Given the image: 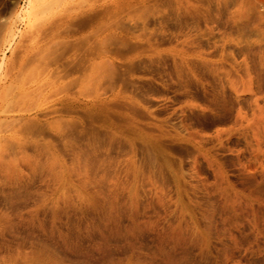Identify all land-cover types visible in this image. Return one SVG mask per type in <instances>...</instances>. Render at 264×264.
Here are the masks:
<instances>
[{
	"label": "rangeland",
	"instance_id": "1",
	"mask_svg": "<svg viewBox=\"0 0 264 264\" xmlns=\"http://www.w3.org/2000/svg\"><path fill=\"white\" fill-rule=\"evenodd\" d=\"M62 98L80 108L47 120L68 139L38 138L57 154L16 150ZM57 186L61 229L43 208ZM11 203L24 217L0 244L46 239L64 264H264V0H0Z\"/></svg>",
	"mask_w": 264,
	"mask_h": 264
},
{
	"label": "bare ground",
	"instance_id": "2",
	"mask_svg": "<svg viewBox=\"0 0 264 264\" xmlns=\"http://www.w3.org/2000/svg\"><path fill=\"white\" fill-rule=\"evenodd\" d=\"M54 102V101H53ZM54 104L58 107L54 106H46L38 109V113L45 119H40L37 114H34L31 117L32 121H36L39 123L37 132L38 135L34 138L29 139L31 142L25 143L24 139L16 140V150L26 149V147L30 146V149L41 155L44 150L49 151V153L54 157L57 154V145L52 144L51 142H45L44 144H40L38 142L39 135H42L44 132V126H46L52 133L56 135L59 140L68 139L67 128H70L72 123L69 122L61 127L60 125L53 128L51 123L47 120V116H52V118H62L63 113L73 112V110L80 108V106L76 102H72L70 99H59L55 100ZM91 108V107H90ZM92 110V108H91ZM94 111V110H93ZM43 113V114H41ZM96 139H93V142L89 143L90 150L92 152H96L100 149L98 143L95 142ZM64 147L67 146L66 141L63 143ZM95 155V154H94ZM47 163L50 165L49 167V178L52 179L53 183L56 185H60L63 180V171H57L55 166L56 162H54L51 158L47 159ZM57 164L60 167L63 165L57 160ZM55 165V166H54ZM94 167H97V163H93ZM98 169L94 168V172ZM61 173V174H60ZM97 188H102L103 184L95 182ZM56 191L51 195L48 202L43 205L44 209H47L48 213L52 219V227L54 228L56 225V229L62 228L63 219H67L70 208H72V200L67 196L65 191H61L62 188H55ZM43 200H39L33 204V208L29 209L25 216L30 217V219L37 218L40 207H42ZM24 216L21 215L18 211V207L16 204H10L9 212L4 213L0 212V239L3 240L6 234H9L8 231L15 233V230L19 228V224L21 223L20 218L22 219ZM14 230V231H13ZM14 240L8 242V244H0V264H64L63 261H66V256L64 253L63 256L57 257L55 255V250L52 247L53 244H49L46 239H37L32 238L29 240H21L20 242L16 241V238L13 237ZM53 248V249H51Z\"/></svg>",
	"mask_w": 264,
	"mask_h": 264
}]
</instances>
